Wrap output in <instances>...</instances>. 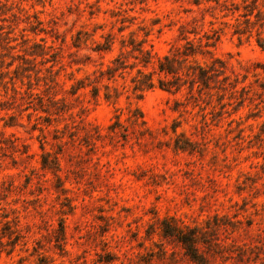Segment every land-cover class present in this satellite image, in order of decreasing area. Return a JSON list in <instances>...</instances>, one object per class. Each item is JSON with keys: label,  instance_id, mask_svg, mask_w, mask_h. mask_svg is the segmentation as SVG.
Masks as SVG:
<instances>
[{"label": "rangeland", "instance_id": "374dc122", "mask_svg": "<svg viewBox=\"0 0 264 264\" xmlns=\"http://www.w3.org/2000/svg\"><path fill=\"white\" fill-rule=\"evenodd\" d=\"M203 8L191 0H0V139L16 146L1 144L0 179L18 187L7 201L22 231L29 229L13 251H1L0 264H35L38 255L51 264H195L161 234L164 217L191 227L219 224L215 238L222 246L201 248L208 264H264V50L254 33L239 38L222 23L233 17L215 11L214 18ZM214 29L219 37L211 55L238 77L233 97L226 90L219 99L216 88L192 96L186 88L157 87L136 97L134 71L109 82L117 98L104 99L103 87L97 97L90 87L71 93L78 79L119 52L121 35L143 39L162 55L185 42L182 34L197 41ZM107 34L114 36L111 51H94ZM28 86L43 98L52 95L64 112L47 118L34 111L37 98L27 97ZM135 107L153 130L152 141L86 135L107 133L116 109ZM183 137L192 150L174 149ZM44 152H58V170L42 168ZM59 222L65 236L57 242Z\"/></svg>", "mask_w": 264, "mask_h": 264}, {"label": "trees", "instance_id": "16d2710c", "mask_svg": "<svg viewBox=\"0 0 264 264\" xmlns=\"http://www.w3.org/2000/svg\"><path fill=\"white\" fill-rule=\"evenodd\" d=\"M191 2L198 7L202 5L204 7L203 11H209L211 17L215 18V11L221 13V17H233L234 21L232 23L227 21L222 23L230 24L232 33L239 38L241 36L249 38L254 33L255 44L261 50H264V3L262 0H191ZM185 29V25L180 27L182 33ZM189 32H194V29ZM121 37L119 52L108 61L105 68L100 66L93 71L92 76L88 74L84 78L78 79L75 85L72 86V94H75L79 88L90 87L91 95L97 97L100 87H103L105 90L103 93L104 99L117 98L118 90L115 86H111L109 82H115L118 78L123 79L126 74L134 71L129 80L136 97H141L144 92L155 87L173 92H179L186 88L187 93L192 96L193 91L200 95L204 93V90L205 93H209L212 88H216L219 99L223 98L226 90L230 91L229 97L236 95L237 75L232 79L226 72L227 65L225 61L211 55L210 47L214 45L219 37L218 30L214 29L210 33L204 32L197 41L188 39L185 34H182L181 38L185 42L180 46L173 45L162 55H156L151 49L145 48L143 46L145 41L143 39L137 40L132 34L127 38L122 35ZM113 42L114 36L107 34L104 41L96 43L93 50L98 53L109 52ZM198 55L203 58L207 56V59L199 60ZM36 79L37 81L40 80L38 75ZM104 80L105 83H103ZM43 81L45 85H48L45 77ZM48 81L53 82L54 85L57 84V81L50 75ZM260 86L264 88V84L261 83ZM241 90H244V87H241ZM25 93L30 98L35 95L37 106L33 107V110L46 113L47 118L52 115L59 116L61 112H64L62 107H55L58 100L54 99L52 95L43 98L40 93L32 92L31 86H28ZM61 105L67 107L64 102H61ZM223 105L224 103L221 104V106ZM117 110L120 111L113 115L114 120L107 126V133L100 134L97 129H93L95 135L91 130H85L86 135L89 137L95 136L98 139L105 136L108 137L110 142H121V144L128 142L130 139H133L136 144H146L152 141L155 137L153 130L146 126L142 112L138 107L128 108L126 111L120 108ZM121 114H125L124 122L120 120ZM74 122L72 121V124ZM177 126L176 123L171 126L173 133L176 132ZM72 132H68L71 138L74 136ZM6 141H9L11 149L16 151L14 140L6 137L0 139V148H2V142L5 143ZM85 142L94 144V142L86 140ZM192 145L193 142L188 137L175 138L173 143L175 150L182 151L192 150ZM25 147L23 145V148ZM57 154L58 152L52 155L49 152L42 153V168L58 170L60 164ZM28 182L29 178L27 177L25 184ZM17 188L12 182H8L3 178L0 179V253L5 249H7V253L13 251L18 241L25 239L29 232L27 228L22 231L18 211L15 207L9 206L7 201L12 193L17 192ZM13 202L16 203V199ZM214 219H217V215L214 216ZM215 226H219V224L216 222L211 225L209 221H206L205 226L195 225L191 227L179 224L173 217H164L160 220L161 234L178 242L184 253L195 264H208L205 254L202 252L203 248L204 251H209L218 250L222 246L215 238L217 230ZM24 227L26 226L24 225ZM27 227L29 226L27 225ZM64 236V225L59 222L58 239L56 241H62ZM161 250L163 249L161 248ZM35 264H51V262L48 257L38 255Z\"/></svg>", "mask_w": 264, "mask_h": 264}]
</instances>
